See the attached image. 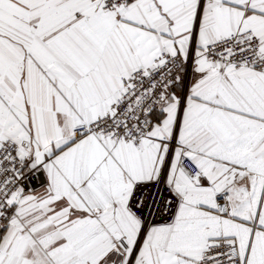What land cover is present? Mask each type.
Returning <instances> with one entry per match:
<instances>
[{"label":"snow or ice","instance_id":"obj_1","mask_svg":"<svg viewBox=\"0 0 264 264\" xmlns=\"http://www.w3.org/2000/svg\"><path fill=\"white\" fill-rule=\"evenodd\" d=\"M0 264H264V0H0Z\"/></svg>","mask_w":264,"mask_h":264}]
</instances>
